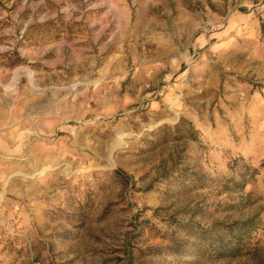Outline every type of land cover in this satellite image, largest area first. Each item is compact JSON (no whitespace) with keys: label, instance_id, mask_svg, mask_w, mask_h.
<instances>
[{"label":"rangeland","instance_id":"1","mask_svg":"<svg viewBox=\"0 0 264 264\" xmlns=\"http://www.w3.org/2000/svg\"><path fill=\"white\" fill-rule=\"evenodd\" d=\"M262 20L264 0H0V264H264ZM254 215L237 257L201 236Z\"/></svg>","mask_w":264,"mask_h":264},{"label":"trees","instance_id":"2","mask_svg":"<svg viewBox=\"0 0 264 264\" xmlns=\"http://www.w3.org/2000/svg\"><path fill=\"white\" fill-rule=\"evenodd\" d=\"M261 31L264 35V20L261 23ZM242 168L241 166L239 169ZM237 177H233L226 181L227 188L230 189V183L234 188L237 187L240 190L252 180L257 173V169L253 167H247L246 171L236 172ZM237 178V179H236ZM216 229H220L226 235V237L219 235L215 232L213 227V233L208 235L203 232L202 238L206 245H208L211 251L217 252L220 256L225 257H237L241 255L250 243V238L253 232L258 230V215H254L245 220H236L230 223H218ZM202 234V233H201Z\"/></svg>","mask_w":264,"mask_h":264}]
</instances>
